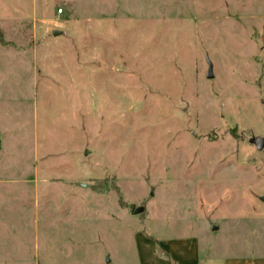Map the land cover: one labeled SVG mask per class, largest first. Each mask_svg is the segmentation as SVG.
Wrapping results in <instances>:
<instances>
[{
	"label": "rangeland",
	"instance_id": "obj_1",
	"mask_svg": "<svg viewBox=\"0 0 264 264\" xmlns=\"http://www.w3.org/2000/svg\"><path fill=\"white\" fill-rule=\"evenodd\" d=\"M257 138L264 0H0V264L257 253Z\"/></svg>",
	"mask_w": 264,
	"mask_h": 264
},
{
	"label": "crops",
	"instance_id": "obj_2",
	"mask_svg": "<svg viewBox=\"0 0 264 264\" xmlns=\"http://www.w3.org/2000/svg\"><path fill=\"white\" fill-rule=\"evenodd\" d=\"M259 234L264 236V229L258 231ZM154 240V239H153ZM154 251L151 255L150 261H144V264H151L155 260L154 264H160L166 261H170L175 257L177 264H201V251L190 246L189 243L181 240L171 241H159L154 240ZM259 251L257 253L251 251V254L244 255H231L221 259V264H264V240L258 241ZM143 260V259H142Z\"/></svg>",
	"mask_w": 264,
	"mask_h": 264
},
{
	"label": "water",
	"instance_id": "obj_3",
	"mask_svg": "<svg viewBox=\"0 0 264 264\" xmlns=\"http://www.w3.org/2000/svg\"><path fill=\"white\" fill-rule=\"evenodd\" d=\"M59 31L55 30L53 31V34H57ZM214 77V74H213V65L212 63L209 61V67H208V72H207V78L211 79ZM253 143L255 144V146L257 147L258 150H263L264 149V138H257V139H254L253 140ZM0 147H1V139H0ZM88 153V151L86 152ZM262 200H264V197L262 198ZM146 210V207L145 206H138L136 207L132 213L135 214V215H138V214H141L143 212H145ZM212 229L213 230H217L218 227L213 225L212 226Z\"/></svg>",
	"mask_w": 264,
	"mask_h": 264
},
{
	"label": "trees",
	"instance_id": "obj_4",
	"mask_svg": "<svg viewBox=\"0 0 264 264\" xmlns=\"http://www.w3.org/2000/svg\"><path fill=\"white\" fill-rule=\"evenodd\" d=\"M173 264H177L175 261H173Z\"/></svg>",
	"mask_w": 264,
	"mask_h": 264
}]
</instances>
